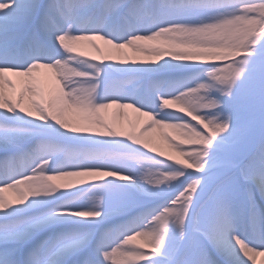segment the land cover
Instances as JSON below:
<instances>
[{
    "label": "snow or ice",
    "instance_id": "6c2138e0",
    "mask_svg": "<svg viewBox=\"0 0 264 264\" xmlns=\"http://www.w3.org/2000/svg\"><path fill=\"white\" fill-rule=\"evenodd\" d=\"M110 108L147 119L125 131ZM256 254L264 0H0V264Z\"/></svg>",
    "mask_w": 264,
    "mask_h": 264
},
{
    "label": "bare ground",
    "instance_id": "6f19581e",
    "mask_svg": "<svg viewBox=\"0 0 264 264\" xmlns=\"http://www.w3.org/2000/svg\"><path fill=\"white\" fill-rule=\"evenodd\" d=\"M256 2L259 3L260 0H256ZM85 50L91 52L90 48H85ZM116 111L117 110L115 108L106 110L104 113L105 118L109 121L118 123L119 125H121L122 130L125 131L130 130L139 132L141 124L147 119V117L142 116L140 113H136L132 109L126 108L119 110L121 112V115L119 116L115 115ZM161 133H167L177 140L181 139V137L177 136V134L173 130L167 128H158L156 126H153L151 129L145 131L142 134V138L147 139L152 145L156 146L160 151H163L165 153V158L167 157V155L175 156L176 153L168 147L167 143L163 140ZM4 195L6 199H12L14 198L15 194L11 190H6ZM141 243H143L142 240L137 237L132 242V246H136ZM117 259H119V256L117 257ZM250 264H264V255L256 254L254 260L250 261Z\"/></svg>",
    "mask_w": 264,
    "mask_h": 264
}]
</instances>
